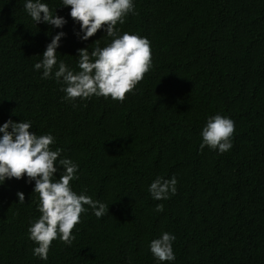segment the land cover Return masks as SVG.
Instances as JSON below:
<instances>
[{
  "label": "trees",
  "instance_id": "obj_1",
  "mask_svg": "<svg viewBox=\"0 0 264 264\" xmlns=\"http://www.w3.org/2000/svg\"><path fill=\"white\" fill-rule=\"evenodd\" d=\"M44 2L67 21L58 62L78 71L77 49L111 42L102 29L79 40L69 8ZM23 5L0 0V125L30 121L31 132L51 133L50 148L79 165L72 190L109 212L81 213L71 245L57 238L44 261L27 233L40 215L34 182L6 180L0 264H157L149 243L163 232L176 237L171 264H264V0H134L136 14L117 27L149 40L152 67L123 101L74 103L33 67L51 40L46 33L60 30L36 25ZM216 114L234 121L223 154L199 147ZM173 175L175 195L153 200L151 182Z\"/></svg>",
  "mask_w": 264,
  "mask_h": 264
},
{
  "label": "clouds",
  "instance_id": "obj_2",
  "mask_svg": "<svg viewBox=\"0 0 264 264\" xmlns=\"http://www.w3.org/2000/svg\"><path fill=\"white\" fill-rule=\"evenodd\" d=\"M23 8L36 25L44 23L51 30H60L55 35L46 33L51 40L33 67L42 70V80L54 79L61 85L65 94L63 100L74 103L77 98L86 100L102 96L123 101L126 93L132 91L152 67L149 40L129 32L120 34L117 27L118 23L124 24L129 14H136L134 0H60L59 8H69V16L79 26L74 33L79 40L88 41L101 29L104 36L111 38L104 47L97 45L91 51L89 47L77 49L78 71L70 69L63 60L57 61V50L66 35L62 29L67 23L64 17L56 14L58 7L53 14L44 0H24ZM32 127L30 121L12 119L0 125V186L13 178L26 177V183L34 182L32 193L38 194L36 207L40 215L30 222L27 233L35 245L32 255L47 261L52 241L59 238L71 245L75 239L72 230L80 222L81 213L91 208L99 219L109 212V206L72 190L70 181L76 179L79 165L71 159L60 158L62 149L50 148L55 143L51 133L37 135L30 131ZM233 132L232 119L220 114L210 116L200 132L199 147L203 150L207 146L223 154L233 146ZM177 183L174 175L170 179L157 177L147 191L155 201L167 200L170 194L175 195ZM16 196L18 203H24L22 192H17ZM155 211H163V205L157 204ZM175 239L174 234L163 232L149 243V251L157 264L175 261Z\"/></svg>",
  "mask_w": 264,
  "mask_h": 264
}]
</instances>
